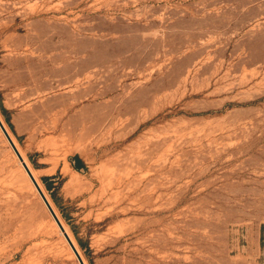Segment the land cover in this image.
I'll return each instance as SVG.
<instances>
[{"label":"rangeland","instance_id":"1","mask_svg":"<svg viewBox=\"0 0 264 264\" xmlns=\"http://www.w3.org/2000/svg\"><path fill=\"white\" fill-rule=\"evenodd\" d=\"M0 118L86 264H264V0H0ZM0 264H79L1 129Z\"/></svg>","mask_w":264,"mask_h":264},{"label":"water","instance_id":"2","mask_svg":"<svg viewBox=\"0 0 264 264\" xmlns=\"http://www.w3.org/2000/svg\"><path fill=\"white\" fill-rule=\"evenodd\" d=\"M0 129L2 130V132L5 135L7 141L9 142L11 148L13 149V151L16 154V156L18 157V159H19V161H20L23 169L25 170V172L28 175L29 179L33 183L34 187L36 188L39 196L41 197V199L44 202L45 206L47 207L48 211L52 215L54 221L59 226L61 232L64 234V237H65L66 241L68 242L69 246L71 247L72 251L74 252V254H75V256H76L79 264H86L85 261H84L83 256L78 251V248L73 243V241L71 240L68 232L66 231V228L62 224V221L60 220V217L58 216V214L54 210L52 204L50 203V201H49L48 197L46 196L45 192L43 191L42 187L40 186V184L38 183V181L34 177V175H33L32 171H31L30 167L28 166V164L26 163V161L22 157L20 151L18 150L16 144L14 143L12 137L10 136V133L6 129V127H5L4 123L2 122V119L1 118H0Z\"/></svg>","mask_w":264,"mask_h":264},{"label":"trees","instance_id":"3","mask_svg":"<svg viewBox=\"0 0 264 264\" xmlns=\"http://www.w3.org/2000/svg\"><path fill=\"white\" fill-rule=\"evenodd\" d=\"M2 110L4 112H6V110L3 107H2ZM6 120L8 121L9 124H11L9 117H6ZM10 126H12V125H10ZM72 161H74V163H76L75 167L77 170H81L82 169L81 167L84 166L83 161H81L78 157H76L75 159H72ZM46 180L48 181V179H46Z\"/></svg>","mask_w":264,"mask_h":264},{"label":"bare ground","instance_id":"4","mask_svg":"<svg viewBox=\"0 0 264 264\" xmlns=\"http://www.w3.org/2000/svg\"><path fill=\"white\" fill-rule=\"evenodd\" d=\"M19 150V149H18ZM20 151V150H19ZM20 153H21V151H20ZM21 155H22V153H21ZM22 157H23V155H22ZM26 161V160H25ZM31 169V168H30ZM31 171H32V169H31ZM32 173H33V175H34V177L36 178V176H35V174H34V172L32 171ZM36 180H37V178H36ZM38 181V180H37ZM41 186V185H40ZM54 208V207H53ZM55 210V209H54ZM61 220V219H60ZM62 221V220H61ZM62 224L64 225V223H63V221H62ZM57 227H58V230L60 231V233L63 235V237H64V234L61 232V230H60V228H59V226L57 225ZM64 227L66 228V226L64 225ZM66 231L68 232V230H67V228H66ZM68 234H69V232H68ZM69 236H70V238H71V240L73 241V243L75 244V242H74V240L72 239V237H71V235L69 234ZM65 238V237H64ZM68 243V242H67ZM76 245V244H75ZM76 247H77V245H76ZM71 248V247H70ZM78 248V247H77ZM72 250V249H71ZM78 251H79V249H78ZM73 252V251H72ZM80 252V251H79ZM73 254H74V252H73ZM81 254V253H80ZM74 256H75V254H74ZM76 257V256H75ZM77 259V258H76ZM86 263V262H85Z\"/></svg>","mask_w":264,"mask_h":264}]
</instances>
